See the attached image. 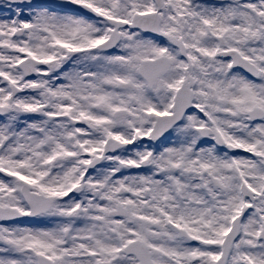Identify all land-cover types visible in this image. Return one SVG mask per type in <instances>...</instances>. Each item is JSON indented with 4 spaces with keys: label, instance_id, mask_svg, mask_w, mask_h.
<instances>
[{
    "label": "snow or ice",
    "instance_id": "snow-or-ice-1",
    "mask_svg": "<svg viewBox=\"0 0 264 264\" xmlns=\"http://www.w3.org/2000/svg\"><path fill=\"white\" fill-rule=\"evenodd\" d=\"M0 264H264V0H0Z\"/></svg>",
    "mask_w": 264,
    "mask_h": 264
}]
</instances>
